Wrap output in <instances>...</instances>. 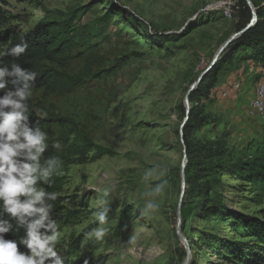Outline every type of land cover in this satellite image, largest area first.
<instances>
[{
    "label": "rangeland",
    "instance_id": "rangeland-1",
    "mask_svg": "<svg viewBox=\"0 0 264 264\" xmlns=\"http://www.w3.org/2000/svg\"><path fill=\"white\" fill-rule=\"evenodd\" d=\"M230 2L238 4V0H0L10 19L8 29L27 33L41 23L69 22L78 36L64 66L54 67L65 74L63 81L50 91L32 90L30 97L39 118L54 115L64 120L44 131L49 146L41 157V163L52 156L62 161L64 175L54 176L51 184L61 187L67 210L77 214L59 226L57 251L63 261L183 264L186 250L176 235L183 160L181 106L189 87L236 33L238 17L222 6ZM192 24L195 29L186 33ZM259 73L263 76L254 83L253 76ZM262 85L264 70L249 63L226 72L212 91V102L205 103L206 114L219 121L218 130L212 121L199 136L215 139L224 132L232 145H241L263 134L264 113L255 108ZM55 142L61 149L52 147ZM153 167L166 170L167 185L159 209L143 216L144 193L159 181L145 182L142 176ZM222 180L230 210L263 217L259 213L264 200L242 182ZM105 188L110 189L104 225L108 232L96 242L83 234L96 226L94 213ZM187 231L194 236L191 264H234L221 254L236 238L231 226L197 218ZM80 236L76 251L73 244ZM212 244L216 250L210 249ZM241 250L249 251L238 264H264V246L246 242Z\"/></svg>",
    "mask_w": 264,
    "mask_h": 264
},
{
    "label": "trees",
    "instance_id": "trees-1",
    "mask_svg": "<svg viewBox=\"0 0 264 264\" xmlns=\"http://www.w3.org/2000/svg\"><path fill=\"white\" fill-rule=\"evenodd\" d=\"M257 14L258 21L241 37L236 39L222 54L213 68L202 79L198 89L191 94L190 103L192 111L189 121L184 128V141L187 148L188 164L186 167L187 189L182 207V232L188 239L194 253V236L188 234L189 223L199 219L208 224L224 225L232 228L236 234L233 245L223 248L221 254L227 256V260L234 264L246 259L249 250L242 251L241 246L246 242L256 243L264 246V210L260 211L263 217L249 216L242 212L230 210L226 205V199L222 188V178L229 177L237 182L246 184V187L255 196L264 200V133L251 138L241 145H232L229 142V134L221 133L218 138L209 139L200 137L199 131L215 121L213 129L218 130L219 121L210 119L206 114V102H212L211 94L214 88L221 81L222 76L233 71L238 64L249 63L251 68L262 72L264 70V0L258 3L252 0ZM115 5V4H114ZM113 7H117L116 5ZM122 10L116 13L120 15ZM235 18L238 23L235 31L240 32L250 23L252 12L245 0H238L233 7ZM10 19L0 8V58L7 66L11 63H19L23 68L30 69L37 73V78L32 90L46 89L53 90L59 85L65 74L54 67H63L65 56L78 44L76 42L77 32L69 22L41 23L33 30L22 33L8 29ZM196 24L189 25L186 33L195 29ZM158 36L157 34H155ZM175 36L173 39H177ZM160 39L167 41L166 36ZM21 41H25L28 48L24 54L14 58L5 53ZM48 65H52L48 66ZM263 74L253 76L252 81L257 83ZM0 95H3L0 92ZM28 115L30 126L39 127L46 131L52 124H60L64 121L56 116L41 119L34 110V105L29 98ZM182 123L186 117L184 104L181 106ZM181 123V124H182ZM50 124V125H49ZM42 184V182H41ZM46 191L58 193L57 201L53 203V209L49 214L50 220L57 222L58 227L76 217V212H69L65 205L66 199L60 196L61 187L57 184H42ZM0 218L9 219L13 225V231L6 234L9 240H19L24 235V229L18 228L16 222L11 220L6 213L0 212ZM84 235V234H83ZM82 236L77 238L73 244L76 251L80 246ZM216 250V244L209 246ZM20 251L27 252L22 245H18ZM71 252L70 255H74ZM186 257V255H185ZM64 264H69L64 260Z\"/></svg>",
    "mask_w": 264,
    "mask_h": 264
},
{
    "label": "clouds",
    "instance_id": "clouds-1",
    "mask_svg": "<svg viewBox=\"0 0 264 264\" xmlns=\"http://www.w3.org/2000/svg\"><path fill=\"white\" fill-rule=\"evenodd\" d=\"M25 41L11 47L5 55L14 58L26 52ZM37 73L13 62L7 66L0 58V212L14 220L18 228L24 229L19 240H9L5 235L13 231L9 219L0 218V264H64L57 251L59 227L50 220L49 214L55 191H46L42 184H51L54 176L64 175L62 161L52 156L41 163L48 149L47 133L39 127L30 126L27 100L32 95ZM52 147L61 149L55 142ZM166 170L156 167L147 169L142 176L145 182L158 179L144 193L141 215L156 212L159 198L163 196L167 179ZM110 189L105 188L94 213L96 226L84 235L89 240L103 241L108 229L109 207L107 198ZM22 245L27 252L20 251Z\"/></svg>",
    "mask_w": 264,
    "mask_h": 264
},
{
    "label": "water",
    "instance_id": "water-1",
    "mask_svg": "<svg viewBox=\"0 0 264 264\" xmlns=\"http://www.w3.org/2000/svg\"><path fill=\"white\" fill-rule=\"evenodd\" d=\"M245 1L247 3L248 7L250 8L251 12H252V19H251L250 23L247 25L246 28H244L240 32L233 34L218 49V51L216 52L211 64L199 75L197 80L189 87V89H188V91L184 97V108H185L186 117H185V119H184V121L181 124L180 129H179L180 142L183 146V160H182L181 167H180L181 192H180L179 202H178V206H177V224H176V235H177L178 239L183 243L185 250H186V258H185L183 264H191V260H192V247H191L188 239L186 238V236L182 232V207H183L184 198H185L186 189H187L186 173L185 172H186V167L188 164L187 148L185 146V141H184V128H185L187 122L189 121L190 114L192 111V106L190 103V96L192 93H194L198 89L202 79L213 68V66L217 63V61L220 59V57L226 51V49L236 39L241 37L250 28H252L253 26L256 25V23L258 21V14H257L256 8H255L252 0H245Z\"/></svg>",
    "mask_w": 264,
    "mask_h": 264
},
{
    "label": "bare ground",
    "instance_id": "bare-ground-1",
    "mask_svg": "<svg viewBox=\"0 0 264 264\" xmlns=\"http://www.w3.org/2000/svg\"><path fill=\"white\" fill-rule=\"evenodd\" d=\"M227 15H230V12H227ZM255 108L257 109L258 113H264V85L257 89Z\"/></svg>",
    "mask_w": 264,
    "mask_h": 264
},
{
    "label": "built area",
    "instance_id": "built-area-1",
    "mask_svg": "<svg viewBox=\"0 0 264 264\" xmlns=\"http://www.w3.org/2000/svg\"><path fill=\"white\" fill-rule=\"evenodd\" d=\"M235 5H236V4H233V3H231V2H230V3H222V6H224V7L226 6V7H228V9L231 10V17H232V14L234 13V12H233V7H235Z\"/></svg>",
    "mask_w": 264,
    "mask_h": 264
},
{
    "label": "crops",
    "instance_id": "crops-1",
    "mask_svg": "<svg viewBox=\"0 0 264 264\" xmlns=\"http://www.w3.org/2000/svg\"><path fill=\"white\" fill-rule=\"evenodd\" d=\"M257 2H258V3H261V2H262V0H261V1H258V0H257Z\"/></svg>",
    "mask_w": 264,
    "mask_h": 264
}]
</instances>
